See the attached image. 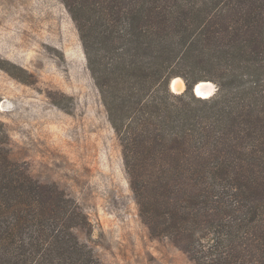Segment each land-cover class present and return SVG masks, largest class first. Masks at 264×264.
Here are the masks:
<instances>
[{
    "label": "trees",
    "instance_id": "trees-1",
    "mask_svg": "<svg viewBox=\"0 0 264 264\" xmlns=\"http://www.w3.org/2000/svg\"><path fill=\"white\" fill-rule=\"evenodd\" d=\"M61 1L150 234L195 264H264V0ZM8 143L0 120V264H104L79 203Z\"/></svg>",
    "mask_w": 264,
    "mask_h": 264
},
{
    "label": "rangeland",
    "instance_id": "rangeland-1",
    "mask_svg": "<svg viewBox=\"0 0 264 264\" xmlns=\"http://www.w3.org/2000/svg\"><path fill=\"white\" fill-rule=\"evenodd\" d=\"M0 120L10 157L79 203L90 225L76 234L104 264H195L142 222L121 145L61 0H0Z\"/></svg>",
    "mask_w": 264,
    "mask_h": 264
},
{
    "label": "bare ground",
    "instance_id": "bare-ground-1",
    "mask_svg": "<svg viewBox=\"0 0 264 264\" xmlns=\"http://www.w3.org/2000/svg\"><path fill=\"white\" fill-rule=\"evenodd\" d=\"M173 89L176 91V88L180 87L179 84V78L175 77L173 79ZM214 90V85L212 82L207 80H201L199 83H197L196 86V95L201 97H208L210 96V93Z\"/></svg>",
    "mask_w": 264,
    "mask_h": 264
},
{
    "label": "water",
    "instance_id": "water-1",
    "mask_svg": "<svg viewBox=\"0 0 264 264\" xmlns=\"http://www.w3.org/2000/svg\"><path fill=\"white\" fill-rule=\"evenodd\" d=\"M177 77V76H176ZM179 77V76H178ZM175 77H173L171 80H170V82H169V87H170V89L172 90V91H174V92H178V91H175L174 89H173V79H174ZM181 78V77H180ZM201 81V80H200ZM200 81H198V82H196L194 85H193V87H192V90H193V92L194 93H196V86H197V83H199ZM214 91H215V89L210 93V95H212L213 93H214Z\"/></svg>",
    "mask_w": 264,
    "mask_h": 264
}]
</instances>
